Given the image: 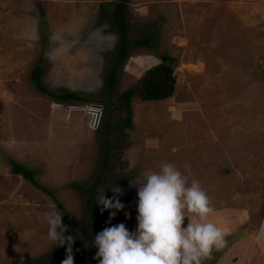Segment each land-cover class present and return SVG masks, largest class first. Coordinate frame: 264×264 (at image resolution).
Segmentation results:
<instances>
[{
  "label": "rangeland",
  "instance_id": "rangeland-1",
  "mask_svg": "<svg viewBox=\"0 0 264 264\" xmlns=\"http://www.w3.org/2000/svg\"><path fill=\"white\" fill-rule=\"evenodd\" d=\"M118 1L0 0V264H62L68 245L49 241L38 219L53 208L65 237H74V264H99L77 257L97 249L95 236L107 227L136 231L131 181L164 163L200 182L214 209L209 220L227 232L211 264H224L232 241L264 220V0H124L127 38L150 43H130L116 63L110 11ZM164 52L176 57L174 92L134 98L126 124L123 90ZM36 64L43 85L82 98L41 91ZM11 160L50 193L14 172ZM101 189L124 209L105 210Z\"/></svg>",
  "mask_w": 264,
  "mask_h": 264
},
{
  "label": "clouds",
  "instance_id": "clouds-1",
  "mask_svg": "<svg viewBox=\"0 0 264 264\" xmlns=\"http://www.w3.org/2000/svg\"><path fill=\"white\" fill-rule=\"evenodd\" d=\"M137 186L138 227L129 232L123 223L107 227L95 236L99 264H203L213 250L227 245L222 230L209 220L211 200L200 182H189L175 165L164 163L159 171H145L131 181ZM122 193L120 187L112 188ZM98 194L96 200L105 210H123L119 199ZM116 213H110V219ZM47 224V238L58 246L68 245L62 264H74V237H65L63 216L54 208L38 217Z\"/></svg>",
  "mask_w": 264,
  "mask_h": 264
},
{
  "label": "trees",
  "instance_id": "trees-1",
  "mask_svg": "<svg viewBox=\"0 0 264 264\" xmlns=\"http://www.w3.org/2000/svg\"><path fill=\"white\" fill-rule=\"evenodd\" d=\"M124 7L125 2L124 0L118 1L115 3L114 7L110 11V15L113 18L114 25L113 28L119 35L115 43L116 53L115 59L116 63L120 62L127 53L128 45L135 44V45H148L149 46V36H142L137 37L133 40H129L126 36L125 27L126 22L124 18ZM160 58V61L157 63L152 64L151 66L147 67L143 73L127 88H125L122 92V96L125 99V107L128 109V119L126 120V124H129V116L131 112V102L134 98H138L140 100H159L170 96L176 86V77L174 74V61L176 59L175 55L164 52L157 55ZM115 69L114 66L108 76L107 82V89L109 93L113 89V84L115 81ZM41 65L37 64L32 71V77L36 86L43 92L47 93L51 97L59 98L62 100H77L82 98L79 93L60 86L58 90H53L49 87L43 85L41 81ZM106 160V159H104ZM11 167L12 170L16 173H21L23 177L29 179L34 185L41 187L45 192L50 193V191L43 187L39 182H37L32 177V171L25 166L19 164L15 160H11ZM103 174V169L101 168L100 175L98 176L97 180L101 179ZM81 187V185H78ZM85 189H89L86 187ZM89 189V190H93ZM98 250L91 247H85L83 249L82 254L77 257L78 259L89 258L91 256L95 257V254ZM212 259H206L203 264H211Z\"/></svg>",
  "mask_w": 264,
  "mask_h": 264
},
{
  "label": "crops",
  "instance_id": "crops-1",
  "mask_svg": "<svg viewBox=\"0 0 264 264\" xmlns=\"http://www.w3.org/2000/svg\"><path fill=\"white\" fill-rule=\"evenodd\" d=\"M233 217L237 219L243 218V217L239 218L237 216H233ZM235 221L236 222L233 224V226H236L240 222L239 220H235ZM223 233L226 234L227 232L223 231ZM247 233H244L247 234L245 237L237 240L235 239L232 241V244L230 245L231 248L229 247L231 250L229 251L228 255H225L224 253V255L221 258V261H224V264H234L237 260L240 259L239 253H242L243 255H245V257H247L246 263L244 260L243 264H264V220L261 219L257 223V225ZM247 240L250 241V244L244 252L243 249H241V247L247 244ZM230 260L231 262H229ZM242 261L243 260H241L240 264H242Z\"/></svg>",
  "mask_w": 264,
  "mask_h": 264
},
{
  "label": "water",
  "instance_id": "water-1",
  "mask_svg": "<svg viewBox=\"0 0 264 264\" xmlns=\"http://www.w3.org/2000/svg\"><path fill=\"white\" fill-rule=\"evenodd\" d=\"M96 111H98V110H96ZM96 120H97V115H96V116H94V121L96 122Z\"/></svg>",
  "mask_w": 264,
  "mask_h": 264
}]
</instances>
